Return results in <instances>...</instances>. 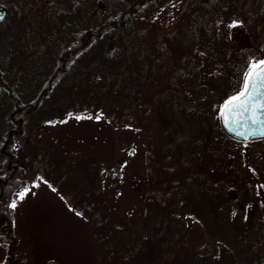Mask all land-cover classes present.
Returning a JSON list of instances; mask_svg holds the SVG:
<instances>
[{"label": "rangeland", "instance_id": "obj_1", "mask_svg": "<svg viewBox=\"0 0 264 264\" xmlns=\"http://www.w3.org/2000/svg\"><path fill=\"white\" fill-rule=\"evenodd\" d=\"M119 1L128 3L133 0H82L81 3L85 11L87 9L89 13L92 10L93 14L96 4L118 9ZM236 1L237 4H232V0H164L150 11L140 9L135 29L125 32L127 42L136 43L141 53H150L153 44L160 45V41L165 49L162 54L171 53L172 60L178 65L187 62V72H180L181 78L185 93L201 120L208 116L213 122L219 123L217 103L213 102L217 92L232 94L237 91L242 68L254 54L251 51L253 46H264V20L254 21V30L248 20H244L245 12L257 15L264 0ZM238 1L245 4L244 7ZM16 3L18 0H0V9L7 11L5 19L12 26L9 35L2 39L0 37V54L4 55L3 58L11 55L7 80L24 100H29L42 86L48 73L47 67L59 51L56 35L72 31L76 16L72 0H40L37 5H33V0H27L21 8L25 12L27 24L18 27L14 8ZM59 11L63 13L61 16ZM195 15L202 18L206 16L204 36L199 42L187 45L186 30H189L187 27ZM233 20L239 21L240 26L229 29L228 25ZM129 23L130 19L127 21ZM158 35L161 36L160 40ZM185 49L196 60L192 67L188 57H183ZM94 52V49H88L86 55L92 56ZM257 57H261V54ZM163 60L166 61L165 58ZM86 62L82 61L79 71L69 72L55 85L38 112L26 118L22 134L14 139L13 149L24 168L25 186L31 189L25 199L18 202L16 209L9 208L17 237L19 264L100 263L101 256L93 229L85 219L76 215L65 199V195L73 197V189L78 185L83 187L86 184L93 166L103 181V200L113 209L118 226L127 222L126 225L133 232L137 230L136 219L143 209L140 191L146 177V143H158L155 139L158 129L153 127V123L145 128L113 126L110 125L109 113L101 114L100 119L91 116L92 119L77 120L75 115L62 119L61 111L71 104L69 90ZM157 71H152L144 78V82L150 83L154 77L157 81ZM99 90L96 88L95 92ZM79 91L81 97L84 91L90 94L88 86L83 83ZM101 96L96 95V99ZM101 107L100 102L97 109ZM8 108L9 100L0 104V133L5 125ZM193 125L198 126L196 123ZM201 131L195 136L198 138V149L206 144L209 152L205 153L206 156L209 154V160L203 162L204 170L210 171L222 182L221 186H215L212 194L224 204L223 224L231 221L234 230H238L233 241L237 242L239 249H243L240 256L247 252L242 248L246 245H249L252 255H260L264 251V229L263 226L259 227L262 237L253 221L258 216L262 222L264 219V189L259 187L264 185V142L240 147L225 139H205L206 133ZM117 139H123L122 143H118ZM45 160L42 167L36 165L33 169L34 164ZM61 171L67 172V175H62ZM37 177L41 179L37 180ZM33 183L39 186L32 188ZM15 193L9 203L16 198ZM245 198L253 202L243 212ZM194 226L189 228L191 239L200 244L209 237V231L199 223ZM119 230L126 241L130 237H147L146 234L129 235ZM231 254L233 252L226 256ZM5 259V239L0 233V264Z\"/></svg>", "mask_w": 264, "mask_h": 264}, {"label": "trees", "instance_id": "obj_2", "mask_svg": "<svg viewBox=\"0 0 264 264\" xmlns=\"http://www.w3.org/2000/svg\"><path fill=\"white\" fill-rule=\"evenodd\" d=\"M25 1L27 0H18L17 6H14L18 27L27 24L24 18L25 12L21 10ZM72 1L73 13L76 16L74 28L70 32H59L56 35L59 51L54 54L47 67L48 73L42 86L29 100H24L7 80L9 73L7 67L11 64V55L3 58L4 55L0 54V104L10 101L5 125L0 133V233L5 239L6 248V259L3 264H19L17 237L7 206L13 194L25 186L24 168L18 162L17 154L13 149L14 139L22 134L26 118L29 119L38 112L55 85L69 72L79 71L82 61L87 62L79 73V79L73 82L69 90L71 104L61 111L62 119L70 116L69 114L96 117L97 114L109 113L110 125L113 126L132 125L145 128L153 123V127L158 129V134L155 136L158 143L153 141L146 143L147 149L144 154L146 177L140 191L143 209L136 219V232L126 225L127 222L118 226L113 209L103 200V181L100 175H97L94 166L91 167V176L86 184L74 188L73 197L65 195L67 203L76 213H81L80 216L93 229L94 240L101 256L99 264H261L264 262V251H261L260 255H252L249 245L242 246L247 252L240 256L239 253L243 249H239L237 242L233 241L238 230H234L231 221L223 224L224 204L218 196L212 194L216 185H222L221 179L204 170L202 164L209 160V154L207 156L205 154L207 145L198 149L196 146L198 138L195 133L202 130L201 133H206L205 139L211 137L218 140L225 139L237 143L240 147L253 142H264V139L247 142L234 139L224 132L220 122H213L208 116L201 120L185 93L181 78L182 73L187 72V62L178 65L172 60L171 53L162 54L165 49L162 48L160 41H158L160 45L153 44L150 54L141 53L136 43H129L125 39L126 30L135 29L140 9L150 11L164 0H133L128 3L119 1L118 9H114L113 6L109 9L104 8L98 3L94 7L93 14H91L92 10L88 13L87 9L85 11L82 8V0ZM232 1V4H237L236 0ZM39 3L40 0H33V5ZM239 3L242 2L238 1ZM243 5L245 4L242 3ZM6 12L5 10L4 19L0 20L1 39L9 35V30L12 28L10 22L5 19L8 15ZM61 12H58L59 16L63 14ZM205 18L206 16L203 18L193 16L187 27L189 30H186L187 45L203 39L206 28ZM129 19L130 23L127 24ZM244 20H248L254 30L253 22L264 20V1L257 15L245 12ZM160 37L158 35L159 40ZM88 49H94L92 56L86 55ZM184 51L183 57H188L192 67L196 64V60L188 50ZM251 51L252 54L254 53L252 57H257L258 54L264 56V46H253ZM156 69L157 81L154 77L150 83L144 82V78L146 79ZM81 83L88 86L90 94L84 91V96L78 95L81 94L79 91ZM96 88L100 90L95 92ZM222 93L218 91L213 101L217 103V107L231 94L226 91ZM96 95L102 96L96 99ZM100 102L102 107L97 109ZM105 107L108 108L104 110ZM193 123L198 126H194ZM117 140L118 143L123 141V139ZM46 160L34 164L33 169L35 170L37 166L42 167ZM61 174L67 175V172L61 171ZM252 202L245 198L243 212H246V208ZM260 218L258 216L254 219L253 224L263 237L259 227L263 226L264 229L262 224L264 219L262 222ZM195 223L204 225L209 231V237L200 244H196L191 239L189 232V228H195ZM119 229L129 235L141 233L146 234L147 237L145 239L130 237L126 241ZM231 252L233 254L226 256Z\"/></svg>", "mask_w": 264, "mask_h": 264}, {"label": "snow or ice", "instance_id": "obj_3", "mask_svg": "<svg viewBox=\"0 0 264 264\" xmlns=\"http://www.w3.org/2000/svg\"><path fill=\"white\" fill-rule=\"evenodd\" d=\"M2 19L4 16L0 14V20ZM239 26L240 22L233 20L228 28L232 29ZM217 116L229 133L235 137H240L244 142L249 139H264V56L251 57L246 62L242 69L238 90L228 95L218 105ZM85 118L92 119L93 117L80 115L75 117L77 120ZM94 118L100 119V115L97 114ZM36 179L40 180L41 178L37 177ZM38 186V184L33 183L31 187ZM259 187L264 189V185ZM30 192L31 189L27 186L21 188L15 193L16 198L7 205L8 208L16 209L18 202L24 200ZM32 194L34 195V193ZM76 215L80 216L81 213L77 212Z\"/></svg>", "mask_w": 264, "mask_h": 264}, {"label": "water", "instance_id": "obj_4", "mask_svg": "<svg viewBox=\"0 0 264 264\" xmlns=\"http://www.w3.org/2000/svg\"><path fill=\"white\" fill-rule=\"evenodd\" d=\"M0 14H3V16H4V14H5V9H0ZM219 122H220V125H221L222 129L224 130V132H225L227 135L231 136V137L234 138V139L242 140L240 137H235L232 133H229V132L224 128V126H223V124H222V122H221L220 119H219ZM249 140H253V139H249Z\"/></svg>", "mask_w": 264, "mask_h": 264}]
</instances>
